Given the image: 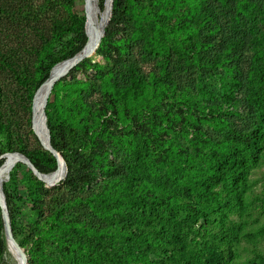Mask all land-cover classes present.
<instances>
[{
	"label": "trees",
	"instance_id": "obj_1",
	"mask_svg": "<svg viewBox=\"0 0 264 264\" xmlns=\"http://www.w3.org/2000/svg\"><path fill=\"white\" fill-rule=\"evenodd\" d=\"M152 1L159 16L167 14L161 8L169 4ZM209 1L187 3L184 14H172L165 26L154 30L146 16H139L134 1L126 32L123 24L130 0H113L110 20L95 52L105 65L92 62L96 59L92 56L68 74L94 71L95 92L89 82L66 83L68 75L53 85V102L48 98L45 116L51 144L65 162L67 174L50 190L35 177L28 178L26 197L35 219L29 239L16 242L23 249L32 244L29 264H40L45 251L53 253L52 264H264L260 252L254 251L252 260L242 263L236 262L235 252L242 240L255 242L264 237V221L252 230L231 221L233 215L249 214L248 176L264 154V46L253 50L248 72L238 81L232 48L210 56L219 22ZM215 1L217 7L219 2H235ZM238 2L243 6L234 9L232 18L250 15L253 1ZM99 8L105 10L104 0H99ZM70 19L66 27L55 22L54 35L43 40L39 64L30 76L34 81L18 79L30 101L47 84L50 70L82 51L91 37L89 18L88 36L83 31L85 15L71 13ZM161 32L171 46L159 41ZM148 57L155 65L145 72L139 60ZM60 89L69 91L72 100L58 112L53 104ZM241 91L243 100L234 96ZM2 98L0 86V134L5 133ZM243 101L252 120L248 128L238 130L230 126L229 117L238 116ZM51 107L56 109L55 117L50 115ZM221 112L223 118H217ZM111 123L123 125L127 133L117 135ZM203 123L213 128V136L200 127ZM163 125H183L184 132L190 131L189 143L200 157H196L201 165L197 174L190 167L196 155L164 136ZM106 143L122 144L127 156L109 161ZM8 153L14 151H1L2 156ZM18 153L41 174L58 169L48 151L20 148ZM4 163L5 158L0 159V166ZM99 175L103 176L100 183L96 181ZM172 183L175 188L183 183V187L173 192ZM5 194L16 240V212L10 208V194ZM49 194L54 195V203L46 201ZM5 252L0 217V262Z\"/></svg>",
	"mask_w": 264,
	"mask_h": 264
},
{
	"label": "rangeland",
	"instance_id": "obj_2",
	"mask_svg": "<svg viewBox=\"0 0 264 264\" xmlns=\"http://www.w3.org/2000/svg\"><path fill=\"white\" fill-rule=\"evenodd\" d=\"M92 1L97 3L96 0ZM134 1L137 5L139 16H146L147 20L151 22V29L154 30L155 28H158V26L160 28L165 26L172 14L174 16L176 13L184 14V12L188 10L187 3L193 2L194 0H164L169 4L167 5L169 8L163 5L161 10L167 14H162L161 16L158 15V9L151 7L153 3L152 0H130V4L127 5L128 10L125 14L123 24V29L126 32L129 31V28L125 27V25L130 24L132 21V7ZM251 1H253V3L250 15L246 14V17L238 15V19H236L238 16L232 18V13L235 8L243 6L242 2H238V0H235V2L228 1L226 4L219 2V7H217L215 0L209 1V5H211L215 11V14L218 17L217 21L219 22V24L216 25L218 33L212 35L213 46L209 49L210 56H215V52L224 51L226 49L228 50L227 46L232 48L231 54H234L232 67H236V70L234 71H236L235 75L237 76L238 81H241L248 72L249 61L253 50L261 49L264 46V0ZM97 4H99V0ZM89 7L90 4H88V0H71V3L67 0H0V86L3 91L1 112L2 124L5 128V133L0 134V157L3 155L1 154V151L6 150L7 148L13 150L14 153H18L20 148L29 152L36 150L46 151L33 131V101L29 100V95L26 89L20 84L18 79L29 78L31 82L34 81V78L31 79L30 76L33 75L34 69H36L39 64L38 53L43 40L49 39L54 35V30H52L53 24L55 22H60L64 27L69 26L71 24L70 14L76 12L81 17H84L85 15L89 18ZM98 19L100 20V14ZM200 28L201 30L203 29L202 25ZM158 38L160 42H165L167 46H171V43L167 41V37L164 33L161 32L158 34ZM134 52H136V49H134ZM96 56V59H93L92 62L104 66L103 58L101 56ZM139 61L142 71L145 72L153 69V66L155 65L154 59L151 57H148L145 60L140 59ZM71 70L68 74L71 73ZM219 70L221 71V68L218 69V71ZM94 77L95 72L90 69L86 70V72L76 71L72 73V75H68L66 83L68 81H73L74 79L77 82H89V85L91 86L90 90L95 92L94 87L96 86V82H94ZM213 82L214 84H217L216 79H213ZM216 87L218 88L219 85ZM68 93L69 91L62 89L58 91L57 103L53 104L58 106V112L61 107L67 106L72 100L71 98H68ZM41 96L42 94L38 97V100H36V117L40 115ZM219 96H221V93ZM234 96L241 97L243 100L242 91L241 93L236 92ZM96 97V95H93L92 98L95 99ZM49 101L53 102V95H49ZM49 112L51 116H56V109H54V107H51ZM236 113L238 116L229 117V121L232 123L230 126L238 130H245L248 128L252 120L251 110L243 101ZM223 116L224 113L221 112L220 115H217V118L222 119ZM37 124L38 122H36V125ZM111 124L113 126L111 130H114L117 135L127 133V129H125L123 125ZM200 127L207 134L213 136L214 130L209 127L208 124L203 123ZM163 129L166 130L164 136H168L167 138L170 139L173 144L179 145L185 149L188 154L193 153L196 155L191 157L193 160L190 167L193 172L197 174L198 169L201 168V165L198 162L200 157L194 152L195 145L189 143V140L192 137L190 131L188 130L187 132H184L183 125H178L174 128H168V126L163 125ZM222 130H225V128ZM185 134H187L186 140L184 138ZM217 135L218 133L216 132L215 136ZM106 146L109 149L107 157L109 161H120L127 156L124 153L122 144L116 145L106 143ZM30 176H33L37 181H40L34 176L33 172L26 164L18 163L12 169L9 174V179L4 185L5 192L8 191L12 201L10 208L12 206L16 212L14 216V227L16 241L19 242L29 239L31 236L30 225H32V222L35 219V214L31 211V206L27 202L26 197L28 178ZM102 177L103 176L100 175L97 176L96 181L100 183ZM164 182L168 183L166 182V179H163V183ZM174 184L175 183H172L170 185L173 192H175L177 188L183 187V183L178 184L177 188H175ZM248 184L249 190L245 195V200L249 204V214L243 218H237V216L233 215L231 221L242 222L247 230H252L264 221V206L261 205V199L264 196V154L259 162L250 170ZM43 187L45 188L44 184ZM86 192L85 189L84 193ZM45 199L46 201L54 203V195L52 194L45 196ZM31 246L32 244L30 243L29 246L24 249L29 260L31 259V253L33 250ZM254 251L264 254V237L255 242H247L245 240L239 242L235 246V252L237 255L236 262H250L253 258ZM52 262H55L53 253L50 254L45 251L40 264H52ZM0 264H10V260L6 259V252Z\"/></svg>",
	"mask_w": 264,
	"mask_h": 264
},
{
	"label": "bare ground",
	"instance_id": "obj_3",
	"mask_svg": "<svg viewBox=\"0 0 264 264\" xmlns=\"http://www.w3.org/2000/svg\"><path fill=\"white\" fill-rule=\"evenodd\" d=\"M98 3V0H96ZM96 2L92 1V0H88V4H90V9H89V19H90V29H91V37L89 38V40L87 41L85 47L83 48V50L81 52H85L88 53L87 58H90L91 56H95V52L98 48V43L101 41L102 39V33L103 31H105V26L111 16V0H106V5H105V10H99V4H97ZM101 14V18L100 20L98 19L99 14ZM85 29H86V34L88 36L87 30H88V18L86 16V25H85ZM89 32V30H88ZM85 58V59H87ZM84 59V60H85ZM69 69V63H67L66 65L62 66L54 75L55 70L51 73V75L49 76L51 78L48 79L47 84H45V86L36 93L35 98H34V102H33V126H34V132L38 138V140L41 142L43 148L45 149V146H48L47 143V137L48 134L45 132V120L42 118V113L45 109V101L48 100L49 95H47V98H45L46 96V92L49 89V87H51V85H53V79H56L59 75H66L65 71ZM54 75V76H53ZM44 89V90H43ZM43 90L42 92V96L40 97L41 100V106H40V115L36 117L35 115V102H36V98L37 96L40 94V92ZM38 100V99H37ZM36 122H38V124L36 125ZM47 131V129H46ZM19 153H8L5 154L4 156H2L0 159L5 158V163L0 166V183H2V185L4 186V183H6L5 181H8L9 178V174L11 173L12 169L18 164V163H24L23 159H21L20 156H18ZM25 164V163H24ZM6 174V175H5ZM44 177L40 178V181L43 182L45 184V186L48 187H52L51 185H55L57 186L60 182L64 179L65 177V171H64V167L63 165L60 163L58 165V169L51 173V174H44ZM4 176H6V180H4ZM8 177V178H7ZM4 236H5V240H6V259L10 260V264H25L23 257L21 255H17L13 245L11 243V237L9 235L8 229H6V226L4 227Z\"/></svg>",
	"mask_w": 264,
	"mask_h": 264
},
{
	"label": "water",
	"instance_id": "obj_4",
	"mask_svg": "<svg viewBox=\"0 0 264 264\" xmlns=\"http://www.w3.org/2000/svg\"><path fill=\"white\" fill-rule=\"evenodd\" d=\"M112 4H111V11L112 12V9H113V0H111ZM105 0H104V9H105ZM103 9V10H104ZM100 10V8H99ZM111 17V16H110ZM110 20V18H109ZM108 20V22H109ZM108 22L105 26V28L107 27L108 25ZM84 28H85V24L83 26V31H84ZM104 35V31L102 33V37ZM101 42V41H100ZM100 42L98 43V46L100 44ZM88 56V53H85V52H81V50L75 54L72 58L68 59V60H65L57 65H55L49 72L48 76H47V79H50L51 78L49 77L51 75V73L55 70V69H58V68H61L63 65H66L67 63H69V69H67L65 71V74L67 75L69 73V71L75 67L76 65H78L81 61H83L85 58H87ZM66 75H59L56 79H53V85L55 83H57L61 78H63L64 76ZM49 77V78H48ZM44 83H47V80L44 82ZM53 85H51V87H49V89L47 90L46 92V96L45 98H47V95L50 94L52 88H53ZM39 89V88H38ZM36 90L35 94H34V97H33V102H34V98H35V95L36 93L39 91V90ZM32 102V103H33ZM46 103L47 101H45V107H46ZM32 114H33V104H32ZM42 118L45 120V127L47 129V134H48V137H47V143H48V146H45V150L48 151L49 153H51L54 158L56 159L57 161V166L61 163L64 167V171H65V177H66V174H67V168H66V165H65V162L63 161L62 157L60 156V154L53 148L52 144H51V141H50V135H49V130L47 128V119H46V116H45V112L43 111L42 113ZM33 119H34V116L32 117V127H33V131H34V126H33ZM35 133V132H34ZM36 135V134H35ZM40 142V141H39ZM41 143V142H40ZM42 145V144H41ZM18 156L21 157V159H23L24 163L31 169V171L33 172L34 176L37 177L38 180H40L41 177H44L45 175L44 174H41L40 172H38L34 166L31 164V162L22 154H18ZM65 177L63 179V181L65 180ZM8 178V177H7ZM9 179V178H8ZM62 181V182H63ZM60 185V184H59ZM45 186V185H44ZM52 187H48V186H45V188H48V189H51V188H54L55 185H51ZM0 213H1V222H2V229L3 227L6 226V229H8V232H9V235L11 237V243L13 245V248L16 252L17 255H21L23 257V260H24V263L25 264H29V258L27 256V254L25 253L24 249L22 247L19 246V244L16 242V240L14 239L13 237V234H12V228H11V219H10V215H9V208H8V202H7V198H6V194H5V190H4V186L2 185V183H0Z\"/></svg>",
	"mask_w": 264,
	"mask_h": 264
}]
</instances>
